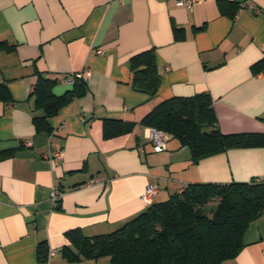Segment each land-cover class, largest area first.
<instances>
[{
	"label": "crops",
	"instance_id": "1",
	"mask_svg": "<svg viewBox=\"0 0 264 264\" xmlns=\"http://www.w3.org/2000/svg\"><path fill=\"white\" fill-rule=\"evenodd\" d=\"M177 1L0 0V264H111L69 258L70 234H111L190 184L264 181V146L194 162L177 139L156 152L148 138L158 105L197 94L211 96L222 133L264 134V0ZM151 49L153 98L133 87L131 68ZM85 71L83 93L50 119L51 133L37 132V75L62 96ZM107 123L126 131L107 139ZM56 152L62 160L49 159ZM149 185L159 189L151 204ZM223 264H264V210Z\"/></svg>",
	"mask_w": 264,
	"mask_h": 264
},
{
	"label": "trees",
	"instance_id": "2",
	"mask_svg": "<svg viewBox=\"0 0 264 264\" xmlns=\"http://www.w3.org/2000/svg\"><path fill=\"white\" fill-rule=\"evenodd\" d=\"M131 68L133 87L152 98L157 96L161 78L155 50L135 55ZM56 84L57 80L37 75L33 96L36 108L45 111L44 117L34 119L37 132L51 133L50 119L80 96L86 83L75 79L73 90L62 96L54 93ZM146 122L151 129L187 146L194 162L231 149L264 146V134L222 133L209 94L165 100ZM123 131L125 126L108 127L107 123L104 137L113 138ZM214 201L216 207L209 215L206 207ZM263 210L264 181L190 184L169 200L152 203L111 234L87 238L71 233L75 249H69L68 257L81 261L108 256L111 264H223L242 251L249 224L261 217ZM39 254L45 259L43 247Z\"/></svg>",
	"mask_w": 264,
	"mask_h": 264
},
{
	"label": "built area",
	"instance_id": "3",
	"mask_svg": "<svg viewBox=\"0 0 264 264\" xmlns=\"http://www.w3.org/2000/svg\"><path fill=\"white\" fill-rule=\"evenodd\" d=\"M203 2L204 0H179L177 1V5L186 8L187 10H193L195 4H201ZM98 53L102 54L101 51H99ZM90 77H91V72L85 71L81 74H78L75 79L87 81ZM148 138L152 143L154 150L156 152L166 151L167 145L171 140V136L169 134L157 129H149ZM49 159L60 161L63 159V153L56 152L51 156V158L49 157ZM158 192L159 189L157 185H149L142 196V200L147 204H151L153 199L157 196ZM62 195L63 194L61 193V191L57 189L53 190L52 192L53 203L57 204V202L61 199ZM54 255H55V251L52 250L49 252V257H52Z\"/></svg>",
	"mask_w": 264,
	"mask_h": 264
},
{
	"label": "rangeland",
	"instance_id": "4",
	"mask_svg": "<svg viewBox=\"0 0 264 264\" xmlns=\"http://www.w3.org/2000/svg\"><path fill=\"white\" fill-rule=\"evenodd\" d=\"M216 204L217 201H214L206 207V211L209 213V215H212V211L215 209Z\"/></svg>",
	"mask_w": 264,
	"mask_h": 264
}]
</instances>
